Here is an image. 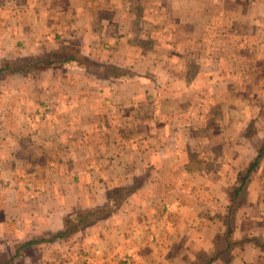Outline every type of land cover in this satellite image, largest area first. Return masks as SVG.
<instances>
[{
	"label": "crops",
	"instance_id": "0c3cea01",
	"mask_svg": "<svg viewBox=\"0 0 264 264\" xmlns=\"http://www.w3.org/2000/svg\"><path fill=\"white\" fill-rule=\"evenodd\" d=\"M61 50L0 76V258L103 207L16 263L264 264V0H0V69Z\"/></svg>",
	"mask_w": 264,
	"mask_h": 264
},
{
	"label": "trees",
	"instance_id": "16d2710c",
	"mask_svg": "<svg viewBox=\"0 0 264 264\" xmlns=\"http://www.w3.org/2000/svg\"><path fill=\"white\" fill-rule=\"evenodd\" d=\"M72 64L87 67L90 64V62L86 58L80 57L76 53H73L68 50H61L56 53H48L45 56H41V57L27 58L23 60V62L20 61L12 66L9 62L4 63L2 65V68L0 69V76H2L7 72L13 74H27L35 70H43L53 67L61 68ZM107 73H109L110 77L112 78L120 76L117 70H109V71L107 70ZM263 156H264V149L259 152L257 159L249 167V170L247 171L248 174L251 173L257 167ZM245 185H246L245 181H242L240 189H242ZM114 195L115 197L113 201L116 200L115 203L118 204L121 201L120 193L116 192ZM110 211H112V209H110L109 212ZM107 212L108 211L102 207L100 209H87V210L78 211L76 213H72L65 217L64 226L60 231L53 234H45L43 237L39 239H34L20 246H17L14 249V252L9 259L6 256L0 258V264H20V262L16 263L17 259L19 258L22 259V257L24 258L25 255H28L29 253H33L37 246L42 244L53 243L55 241L71 239L77 234L87 229L88 227H90L93 224L95 218L99 214L107 215L109 213ZM231 231H232L231 227H229V232H228L229 236ZM229 248L230 245L227 246L225 252Z\"/></svg>",
	"mask_w": 264,
	"mask_h": 264
}]
</instances>
